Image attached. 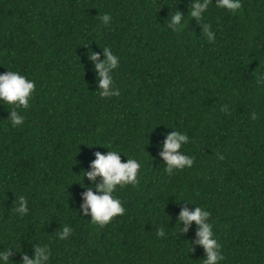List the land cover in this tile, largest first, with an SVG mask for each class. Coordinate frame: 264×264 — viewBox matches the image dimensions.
<instances>
[{
	"label": "trees",
	"instance_id": "1",
	"mask_svg": "<svg viewBox=\"0 0 264 264\" xmlns=\"http://www.w3.org/2000/svg\"><path fill=\"white\" fill-rule=\"evenodd\" d=\"M195 2L0 0V74L36 85L19 126L0 101V253L12 252L0 264L45 245L42 264H203L199 226L179 220L196 207L211 213L218 264H264V0H240L235 13L211 0L201 20ZM105 47L118 57L120 96L101 99L90 52L103 62ZM174 131L189 137L180 151L194 163L169 176L160 154ZM110 150L141 168L137 186L113 193L125 214L101 227L82 207L101 178L83 173Z\"/></svg>",
	"mask_w": 264,
	"mask_h": 264
},
{
	"label": "clouds",
	"instance_id": "2",
	"mask_svg": "<svg viewBox=\"0 0 264 264\" xmlns=\"http://www.w3.org/2000/svg\"><path fill=\"white\" fill-rule=\"evenodd\" d=\"M211 0H204L200 3L196 0L191 5L190 16L196 17L198 20L202 19V13L207 9ZM218 8H223L229 12L235 13L242 5L240 0H219L217 4ZM183 16L182 13L177 11L171 18L170 27L173 31H176L175 25L180 24ZM104 24H108L111 17L108 14H104L100 17ZM204 33L208 37L209 42H215V37L211 31V26L203 25ZM104 53L107 59L103 62H99V55L95 52H90V59L97 61L96 69L99 71V84L102 89L99 92L101 99L109 98L112 96H120L119 90H114V80L111 73L114 69L118 68V57L113 54L109 47L104 48ZM258 83L260 80L258 79ZM36 85L34 81L28 80L25 76L20 75L15 71H7L4 74H0V101L4 104L12 106L10 111V119L13 127L19 126L23 123L24 117L20 115L19 109L27 110L30 107V99L33 97ZM226 110V109H224ZM253 120L257 119L256 113L251 114ZM189 142V137L186 134H182L179 131H174L167 135V139L164 143V151L160 154L166 162L165 172L171 176L173 169L183 170L185 167H192L194 158L188 157L180 150L183 145ZM109 149L111 145L106 146ZM96 159L92 163L91 171H85L83 176L95 181L97 177L101 178V183L97 185L96 194L91 188L84 193L85 203L83 204L84 216L91 214V223L93 225H99L101 227L110 223L114 217L122 216L125 214V209L122 206L121 201L114 197L113 193L116 192L117 187L124 188L128 185L137 186L139 184L138 174L140 172L141 164L134 158H128L127 162H122L121 155L117 151L110 150L107 155L96 152ZM223 159V156H220ZM83 186V185H82ZM19 207L15 209L16 213L21 216L28 213L27 200L24 197L19 199ZM211 213L203 210L201 207H196L195 211H188L184 209L179 217L185 225H190L193 221L199 226L197 236L199 239L196 241L198 245L203 246L206 259L203 260V264H218V261L223 260L224 256L221 254V245L213 238V225L209 223ZM71 229L68 226H64L62 232L59 234V238L64 240L69 237ZM188 228H180V232H187ZM158 237H164L165 231L161 228L157 232ZM191 250L194 252V248L191 246ZM47 245L45 247H36L35 258L30 259L27 255H23V264H42L43 261L49 260L50 252ZM12 256L11 251H5L0 253L5 261H8Z\"/></svg>",
	"mask_w": 264,
	"mask_h": 264
}]
</instances>
